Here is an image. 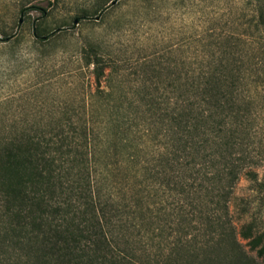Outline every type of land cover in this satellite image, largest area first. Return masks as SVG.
Listing matches in <instances>:
<instances>
[{
    "label": "trees",
    "instance_id": "16d2710c",
    "mask_svg": "<svg viewBox=\"0 0 264 264\" xmlns=\"http://www.w3.org/2000/svg\"><path fill=\"white\" fill-rule=\"evenodd\" d=\"M250 33L231 31L230 61L187 76L159 108L165 143L152 157L128 114L105 113L115 96L103 57L91 45L69 53L96 90L76 118L0 136V242L26 264H227L212 256L226 239L230 264H264V228L227 218L240 177L264 190V34Z\"/></svg>",
    "mask_w": 264,
    "mask_h": 264
},
{
    "label": "rangeland",
    "instance_id": "374dc122",
    "mask_svg": "<svg viewBox=\"0 0 264 264\" xmlns=\"http://www.w3.org/2000/svg\"><path fill=\"white\" fill-rule=\"evenodd\" d=\"M113 1L0 0V136L34 135L61 116L83 113L79 101L96 90L94 77L68 56L91 45L106 62L102 88L115 96V105L104 103L105 113L128 114L135 125L131 138L152 157L157 144L165 143L155 123L159 108L179 96L180 83L230 61L231 31L264 34V25L256 26L264 0ZM147 126L151 134L144 132ZM257 169L262 179L264 165ZM234 194L227 218L239 222L248 214L264 228V190L244 175ZM16 251L0 242V264H26ZM212 256L230 264V241L223 239ZM202 258L203 264L212 262Z\"/></svg>",
    "mask_w": 264,
    "mask_h": 264
},
{
    "label": "water",
    "instance_id": "95a60500",
    "mask_svg": "<svg viewBox=\"0 0 264 264\" xmlns=\"http://www.w3.org/2000/svg\"><path fill=\"white\" fill-rule=\"evenodd\" d=\"M116 0H114L113 2H115ZM75 22H78V19L75 20Z\"/></svg>",
    "mask_w": 264,
    "mask_h": 264
}]
</instances>
